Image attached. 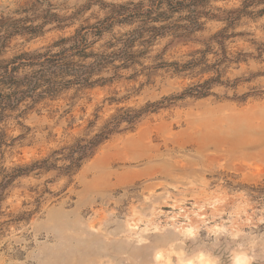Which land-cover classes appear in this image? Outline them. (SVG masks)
<instances>
[{
  "label": "rangeland",
  "instance_id": "374dc122",
  "mask_svg": "<svg viewBox=\"0 0 264 264\" xmlns=\"http://www.w3.org/2000/svg\"><path fill=\"white\" fill-rule=\"evenodd\" d=\"M147 1L0 0V264H264V0Z\"/></svg>",
  "mask_w": 264,
  "mask_h": 264
},
{
  "label": "trees",
  "instance_id": "16d2710c",
  "mask_svg": "<svg viewBox=\"0 0 264 264\" xmlns=\"http://www.w3.org/2000/svg\"><path fill=\"white\" fill-rule=\"evenodd\" d=\"M199 0H148L146 3L138 2L136 4H129L127 6H119L117 7L120 12H118V17L121 18L120 23L130 22L134 18L144 17L146 19L145 22L149 24H154L159 26H151L148 29V32L151 33L154 38H163V37H176L182 38L183 40H188L192 34L196 32H201L203 23L200 22L201 18L208 17L206 13H200L198 8ZM174 14L180 15L179 21L181 23H170L168 25H164L167 20H169ZM215 17H212V19ZM25 30H20L10 36L22 35ZM142 32H135L131 34V39L128 40V43L123 45V48L116 54H112L108 57L100 58L94 64L86 67L91 71L95 66H100V61H108L114 62L116 60L125 59L127 56L128 49L132 46L135 40L142 38ZM101 67V66H100ZM63 69V68H62ZM73 75L77 73V71H73ZM91 72L87 74V76L81 77L80 81L83 83H89V78L91 76ZM11 74L5 71L3 78H9L11 80ZM89 85V84H88ZM112 132L105 131L100 135H96L93 139L88 141L86 145H76V148L73 151V154H77L78 158L76 161L78 164L90 157L95 149L106 140Z\"/></svg>",
  "mask_w": 264,
  "mask_h": 264
}]
</instances>
